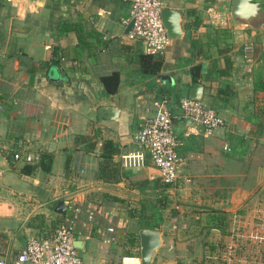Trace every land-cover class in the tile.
I'll use <instances>...</instances> for the list:
<instances>
[{
	"label": "crops",
	"instance_id": "0c3cea01",
	"mask_svg": "<svg viewBox=\"0 0 264 264\" xmlns=\"http://www.w3.org/2000/svg\"><path fill=\"white\" fill-rule=\"evenodd\" d=\"M230 1L161 0L180 12L182 35L152 55L159 69L145 72L140 56L149 53L126 31L124 0H0V257L39 233L27 221L42 213L44 222L72 223L79 264H139L141 227L161 235L149 264H248L218 256L227 237L242 255L251 222L264 219V90L256 86L264 80V13L233 24ZM113 73L116 83L106 78ZM196 81L200 100L224 121L210 133L179 111ZM160 99L179 140L172 185L148 154L138 165L120 159L136 149L133 136ZM100 106L117 112L98 117ZM106 140L115 150L105 160ZM15 149L37 158L14 160ZM43 153L48 170L38 162ZM104 160L109 173L100 177ZM59 199L61 213L53 210ZM242 219L249 230L241 243Z\"/></svg>",
	"mask_w": 264,
	"mask_h": 264
},
{
	"label": "built area",
	"instance_id": "2783aa9c",
	"mask_svg": "<svg viewBox=\"0 0 264 264\" xmlns=\"http://www.w3.org/2000/svg\"><path fill=\"white\" fill-rule=\"evenodd\" d=\"M128 3V16L132 20L130 36L137 37L143 44L146 53L156 55L163 52L169 42L160 18L161 0H124ZM251 50L250 44H243V55L247 57ZM178 107L182 116L198 123L205 133L221 127L224 123L222 116L214 108L204 104L200 99L182 96L178 99ZM195 130L194 126H190ZM187 131H185V134ZM136 149L120 154L122 163L138 165L143 163L145 153L157 168L162 183L172 185L177 176V165L180 161L176 147L177 135L171 126V114L164 99L154 104L151 115L143 118L140 127L135 132ZM14 160L33 161L37 154L22 153L15 149L11 153ZM97 206L90 204L87 208V221L93 223ZM108 233L104 241L112 240L114 226L104 227ZM74 227L71 222H59L46 233L30 235L16 253L6 259L0 257V264H79L81 254L73 244ZM232 246L225 250V259L230 260Z\"/></svg>",
	"mask_w": 264,
	"mask_h": 264
},
{
	"label": "water",
	"instance_id": "95a60500",
	"mask_svg": "<svg viewBox=\"0 0 264 264\" xmlns=\"http://www.w3.org/2000/svg\"><path fill=\"white\" fill-rule=\"evenodd\" d=\"M264 13V0H231L229 7V15L233 22L236 24L237 21L243 20L249 22L250 19ZM160 18L164 26L165 33L169 38H177L182 35V29L180 24V12L177 9L171 7H161ZM132 20L128 21L126 31L131 28ZM203 65V64H202ZM202 94V84L199 82H192L189 84L187 89V95L192 98L200 99ZM102 111L109 112L112 119L114 114L117 112L112 106H100L97 109L98 117H105ZM187 118V117H186ZM187 121L194 122L187 118ZM172 123V122H171ZM65 208L63 200L59 199L53 206V210L57 213H61ZM138 234V250H139V264H149L153 252L161 244V235L155 228L141 227L137 231ZM78 241H73L76 247H79Z\"/></svg>",
	"mask_w": 264,
	"mask_h": 264
},
{
	"label": "trees",
	"instance_id": "16d2710c",
	"mask_svg": "<svg viewBox=\"0 0 264 264\" xmlns=\"http://www.w3.org/2000/svg\"><path fill=\"white\" fill-rule=\"evenodd\" d=\"M140 64H141V68L143 69V71L145 72H156L158 69H159V66H160V60L159 59H154L152 57V54H142L140 56ZM197 76V72L194 73L193 77L196 78ZM107 79H111V82L112 83H116V75L113 73L111 75H109L108 77H106ZM256 86L261 88L262 90H264V80H261V81H258L256 83ZM107 89H109L110 91H112V88L108 87ZM259 113L261 115L264 116V101L262 103V105L259 106ZM105 145L107 147H112L111 145V141L110 140H106L105 141ZM115 149H113V147L108 151H104L102 150L101 154L103 155V159H108L109 156L111 155L112 152H114ZM44 158H47V163L46 164H43L42 163V159ZM101 162L100 166H99V176H104V162ZM50 161H51V158L48 154H41V159L39 158V165L44 169V170H48L49 169V166H50ZM32 166H28L27 168H25V170H29L31 169ZM106 173H109V171L105 172ZM112 174V173H111ZM32 219H35L36 221H32ZM31 220L29 219L27 221V224L29 226H37L39 227V233H46L47 231H49L52 227H54L57 223L59 222H53V221H49V222H44V219H43V214L42 213H37L33 216ZM37 233V234H39Z\"/></svg>",
	"mask_w": 264,
	"mask_h": 264
},
{
	"label": "rangeland",
	"instance_id": "374dc122",
	"mask_svg": "<svg viewBox=\"0 0 264 264\" xmlns=\"http://www.w3.org/2000/svg\"><path fill=\"white\" fill-rule=\"evenodd\" d=\"M263 220H264L263 218L262 219L255 218L254 221H252L253 223L250 221L252 224L251 228L253 229V231L250 233L251 235H249V236H251V241L247 240V239H246V241H247V243H251V244H249L250 246L247 248L246 251H244L243 253L241 252L242 255H240L237 251V249H239V248H237L235 250L232 242L230 243V240H229L230 238L227 237L226 241L229 243H227L225 249H221V251H220L221 253H219L218 258H219L220 262L225 261V250H226L228 245H231L232 246L231 250L233 253L231 260L232 259L234 260L239 256L240 257L243 256L244 259H247L248 264H264V221ZM243 221L244 220L242 219L241 223H243V224H241V226H239L238 228H235L237 233H240V235H238L237 239L241 238L242 236L245 237L246 233L249 230V229H247L248 223L244 224ZM241 231H243L242 233H244V234H241ZM234 236L236 237L235 234H234ZM243 239L244 238H241V240H242L241 243L244 241ZM234 240L236 241V239H234ZM237 243H240V241L237 240ZM236 263L239 264L238 262H236Z\"/></svg>",
	"mask_w": 264,
	"mask_h": 264
}]
</instances>
